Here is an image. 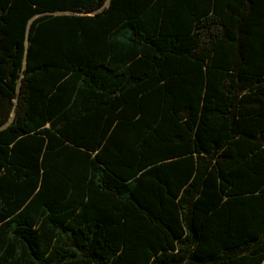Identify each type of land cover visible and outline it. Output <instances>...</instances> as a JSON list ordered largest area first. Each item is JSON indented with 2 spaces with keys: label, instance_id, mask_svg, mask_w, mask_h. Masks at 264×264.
<instances>
[{
  "label": "trees",
  "instance_id": "obj_1",
  "mask_svg": "<svg viewBox=\"0 0 264 264\" xmlns=\"http://www.w3.org/2000/svg\"><path fill=\"white\" fill-rule=\"evenodd\" d=\"M0 264H264V0H0Z\"/></svg>",
  "mask_w": 264,
  "mask_h": 264
}]
</instances>
